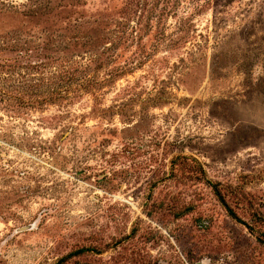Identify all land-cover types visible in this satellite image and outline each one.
<instances>
[{"label":"rangeland","instance_id":"obj_1","mask_svg":"<svg viewBox=\"0 0 264 264\" xmlns=\"http://www.w3.org/2000/svg\"><path fill=\"white\" fill-rule=\"evenodd\" d=\"M58 263L264 264V0H0V264Z\"/></svg>","mask_w":264,"mask_h":264},{"label":"trees","instance_id":"obj_2","mask_svg":"<svg viewBox=\"0 0 264 264\" xmlns=\"http://www.w3.org/2000/svg\"><path fill=\"white\" fill-rule=\"evenodd\" d=\"M215 193H216V195L219 197V193H218V191H215ZM228 214H229V216H230L232 219L236 220L238 223L244 224L242 221H240V220L234 215V213H233L232 211L228 210ZM61 262H62V261H61ZM61 262H60V263H61ZM60 263H58V264H60Z\"/></svg>","mask_w":264,"mask_h":264}]
</instances>
